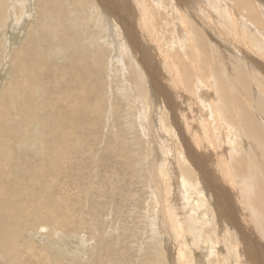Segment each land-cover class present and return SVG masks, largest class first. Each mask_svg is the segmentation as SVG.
Wrapping results in <instances>:
<instances>
[{
  "label": "rangeland",
  "instance_id": "1",
  "mask_svg": "<svg viewBox=\"0 0 264 264\" xmlns=\"http://www.w3.org/2000/svg\"><path fill=\"white\" fill-rule=\"evenodd\" d=\"M17 1L21 2L7 1L6 15L10 22L6 20L8 23L0 26V50L2 54L4 53L0 54V92L10 75L8 74L12 65L10 63L15 60L13 48L21 46L28 27L36 25L35 0L29 4L24 0ZM98 1L83 0L87 2L85 6L87 13L79 11L75 20L84 19L89 25L84 32L85 39L79 43L86 40L90 45L87 43L86 46L91 50L94 46L98 47L96 44L100 41L99 50L103 47L105 49L102 51L105 57L107 55L101 63L103 71L97 70L95 77L90 81L98 95L104 93L106 108L102 116L100 115L102 124L97 134L99 144L93 150L95 165L91 163L90 168L86 165L82 172L85 177L83 185L87 188L83 192L72 188L69 194L76 190L78 206L83 205V200L87 197L92 199L94 204L98 201L105 202L103 218L108 222L103 232L105 236L100 238L94 231L85 229L80 231V236L68 238L70 240L68 242L58 241L57 236H52V241L44 240L40 235H31L30 240H37L41 245L43 243L56 249L65 246L67 253L58 252L56 256L66 253L76 257L82 264H95L91 255L93 251L98 252L99 262L102 264H114L116 261L118 264H264V239L258 236V224L255 226L254 223H250L255 231L248 230L237 212L231 209L230 206L233 204L238 213L245 215L247 204L241 199L239 202L236 191L229 187L228 178L234 176L233 170H226L220 164L219 158L225 152L234 160L240 148L245 149L250 141L264 138V132L252 131L255 125L264 131V0H179L183 10V18L180 20L170 9L171 3L175 0L138 1L143 7L147 5V9L144 7L143 20L139 21L140 28L137 29L130 47L132 51L123 48L129 47L130 36H126L121 29L110 28L104 19L105 15L98 9L96 13L89 9L94 4V7L98 6ZM217 4L224 6L225 13L218 9ZM16 5L23 6L21 18L26 14L24 23L16 19L18 16V13H15L18 8ZM174 17L179 20L177 24L173 21ZM30 29L37 33L35 27L32 26ZM102 32H105L106 37H103L105 35ZM117 36L120 37L119 40ZM4 40L6 42H3ZM74 44L73 42L67 45L63 42V47H70L64 48L63 53H66L65 55L62 53L63 58L62 55L52 58L50 63L62 64L60 67L67 69L65 59L68 58L69 63L72 62L69 49L71 45L74 47ZM108 49L111 52H108ZM158 56L160 59L166 58L167 61L164 63V58L160 60ZM5 58L6 60H3ZM130 62L135 64L136 77H141L148 93L154 94L157 98L160 106L158 111L153 112L155 108L146 106L145 101L140 105L133 100L135 94L130 78ZM138 62L144 64V69L138 68ZM236 65L243 71L241 75L235 72ZM197 85L203 86V89L195 88ZM124 89L132 94L128 99L129 94ZM165 90L173 92L175 97L169 92L171 98L166 99ZM60 92L63 90L59 89L57 95H60ZM153 113H157L154 127L150 125ZM33 114L37 118L36 109ZM39 114H46V111L42 109ZM188 119L197 120L193 131H187L184 127V122ZM161 123L166 131L162 128L160 132L158 131V137L153 136L150 140L152 158H148L146 137L148 138L154 130L160 129ZM34 124L35 130L30 129L23 142H37L39 131L37 125H41L37 119L34 120ZM187 125L190 126V123ZM47 135L44 132L45 140ZM201 137H205V142L199 140ZM193 139L199 140L201 144L196 149L191 148V145H194ZM166 145L167 147L170 145L168 153L171 156L168 157V160L170 159V164L167 165L168 175L155 173L152 176L147 171L148 161L158 160L164 165L167 159ZM106 146L116 151L117 155L110 149H108L111 151L110 156L107 155L104 152ZM254 149L251 155L249 147L247 148L245 159L248 162L252 158L251 162L257 169L260 168L257 175L259 182L264 180V163L258 148ZM198 151L204 156L201 161ZM100 157L104 162L100 160V165H96ZM111 158L118 167L114 168ZM177 160L181 163L178 164ZM78 166L81 170V164ZM95 166L100 167L94 169ZM204 166L216 170L217 181L210 179L208 182L212 192L207 189L201 191L196 189L198 188L196 184L202 182L198 168L206 170ZM103 168L106 169L103 171L107 172L106 188L100 190V178L98 180L92 177L95 176L94 170ZM179 169L181 174L175 172ZM175 175L177 179L172 188L176 195L168 201L166 193H171V180ZM163 182L168 189L166 192L163 190ZM227 190L230 191L228 196L225 195ZM262 191L264 192V188ZM184 193L188 194L184 196ZM102 194L104 200L101 199ZM112 194L114 199L111 197ZM177 194L183 197V202L178 200ZM227 197L232 198V204L231 201L229 204L226 203ZM187 199L190 202H187ZM184 204L186 205L183 206ZM85 206L87 207L84 209L88 210V204ZM183 209L186 212H183ZM229 213L232 214L230 221L227 217ZM72 214L76 212L73 211ZM162 217L166 220L164 223H169V234L172 233L168 242L160 238L161 230L166 229ZM90 222V227L97 223L93 220ZM40 233L45 236L47 231ZM121 244L124 245L126 259L120 251ZM198 245L202 246L201 250L197 249ZM16 246L20 252L22 250L20 240H17ZM44 248L45 246L42 252H45ZM40 253L34 250L28 252L29 255L38 258ZM80 253L86 256L80 257ZM234 255L237 257L234 258Z\"/></svg>",
  "mask_w": 264,
  "mask_h": 264
},
{
  "label": "bare ground",
  "instance_id": "2",
  "mask_svg": "<svg viewBox=\"0 0 264 264\" xmlns=\"http://www.w3.org/2000/svg\"><path fill=\"white\" fill-rule=\"evenodd\" d=\"M7 1L8 0H0V26L5 22H10V19L6 15ZM24 1L26 4L33 2L32 0ZM138 1L142 2V0H99L98 6L94 7V4L92 8H89L91 11L94 10L95 13L98 9L102 15H105L104 19L107 21L106 23L110 28H115L117 30L121 29V32L124 31L126 36L131 37L129 47H123L122 45L124 49H128L129 51H132L130 47L134 41L137 29L140 28L139 21L141 19L143 20L142 16L145 14L144 7H147V5H144V7L143 5H139ZM165 1L166 0H164V2ZM16 2L20 3L21 1L18 2L16 0ZM154 2H157V0ZM34 3V10L36 13V15H34V23L36 22V25L32 24V26L37 29V33L32 32L30 29L32 26L28 27L21 46L13 48L15 60H13L14 57L12 55L11 57L13 58H10L13 62L11 61L12 63L10 64L12 65L8 72L10 75L7 77L6 83L4 82L5 86L0 92V264H82L81 261L76 260V257L66 255L67 251L64 249L65 246L59 245V249H56L55 247L52 248L42 243V245L45 246V252H42L43 246L40 242L37 240H30L29 236L40 235V238L49 241H52V236H57L58 241L68 242L70 241L68 238L74 239L80 236V231L85 229L94 231L100 238H104L105 236L103 232L108 223L103 218L105 213V202L98 201L94 204L93 200L87 197L83 200V205L78 206L79 198L76 194V190L70 194L69 191L75 188L83 192L87 186L84 188L83 183L85 177H83L82 172L86 169V165L88 168L91 167V163L95 165L93 150L95 149L94 147L99 144L97 134L101 128V116L103 110L106 108V101L104 99L105 95L103 96L104 93L98 95L90 80L92 77H95L97 70L102 69L103 71L101 63L104 62L107 55L105 57V53L102 52L105 50L104 47L102 50H99L100 41L98 42L99 44H96L99 48H95L94 45L93 48L91 45V50L87 48L89 43L86 42V40L79 43L80 40L85 39L83 38L85 35L84 32L89 25L84 19L75 20V17L79 11H81L80 13H87V11H85L87 2H83V0H35ZM171 4L170 9L173 14L179 17V20L182 19L183 10L180 1L175 0ZM16 6L18 7L16 9L17 12H15L18 13L16 19L24 23L25 21L23 19L26 18V14H23L21 18L23 6ZM217 7L222 13H225L226 10L223 5L217 4ZM169 11L170 10H168V12ZM177 17L173 18L176 24L179 22ZM6 20H8V22ZM86 20L88 21V19ZM103 37H106V35ZM117 37L119 40L120 37ZM87 40H89V37ZM3 42H6V40ZM63 42L67 45L73 44V42L75 43L74 47L71 45V49H69L72 58L71 63L73 64L69 63L68 58H64V64L67 65V69L60 67L62 64L55 65L50 63L52 58L60 57L64 48L67 47H63ZM69 47L70 46L67 48ZM108 52L111 51L108 49ZM65 53L66 52H64L63 55H65ZM0 54H4H2V50H0ZM63 55L61 56L62 58ZM163 58L164 57L161 59ZM238 58L239 57H237V59ZM3 60H6V58ZM162 61L161 63H163ZM166 61V58H164V63ZM95 62L98 63L95 64ZM241 62L239 63L241 64ZM137 66L139 69H144L143 63L138 62ZM235 72L241 75L243 71L237 66ZM130 78L135 94L133 100L136 103L139 102L140 105L145 101L147 103H145L146 106L149 105L148 107L152 106V108H155L154 111L152 110L153 112L160 108L157 98L154 94L148 93L147 86L144 85L142 78L139 76L136 77L134 62H130ZM202 87L201 85H197L195 88ZM59 89L63 90V92L57 95ZM125 91L129 94L127 99L132 96L131 92L128 90ZM165 92L168 96H166V99L169 98L170 94H173V92L168 90H165ZM151 96L153 97L152 100ZM163 96L165 95L163 94ZM172 97H175V95L173 94ZM34 109L37 110V118H35L33 114ZM42 109L46 111V114H39V111ZM127 109L131 110V108ZM156 117L157 113L154 114L153 120L150 121L152 127H154V123H156ZM179 117L180 116H178V118ZM35 119H37L41 125H37V129H39L37 142L25 143L23 142L25 135L29 133L30 129L35 130ZM148 119L150 120L149 116ZM251 119H253V114ZM157 120H159V118H157ZM196 121L195 119H188V121L184 122L185 129L187 131H193L196 127ZM187 123H190V126L187 125ZM162 128L166 131V128L162 124L160 129H157V131L154 130L149 134L148 138L146 137V154L148 158H152L149 149L150 140L153 139V136L158 137ZM252 131L253 133L264 132L260 126L257 125H255ZM44 132L48 134L46 140L43 136ZM195 140L193 141L194 145H191L192 149H196L197 146L201 145L200 142H198L199 140L205 142V137ZM249 143L250 144L245 149H239L237 153L238 156L234 160L231 155L228 156L225 152L219 156L221 159L220 164L226 168V170H233L234 176L228 178V185L231 189L236 191L239 202L241 199L247 204V210L244 212L245 215L242 214V216L241 213H238L239 211L233 207L232 198L227 197L225 201L227 204L231 201V209L237 212L243 220L242 222L247 225L248 230L250 229L251 231L253 229V232L255 231L250 223H254L255 226L258 224V236L264 239V192L262 191L264 188V180L257 181L258 170L260 168L257 169L256 165L251 162L252 158H250L248 162L245 159L248 153L247 148L249 147V154L252 155L255 151L254 148L257 147L262 162L264 163V138L250 141ZM169 147H167L168 149L165 148L167 159L164 165L158 160L148 161L147 171L150 175L153 176L155 173H164L166 176L168 175L169 169L167 170V165L170 164V159L168 160V157H171L168 153ZM108 149H110V147L106 146L104 150L107 155L110 156L111 151L117 155L116 151L113 149L109 151ZM126 152L128 153V151ZM171 153L172 152H170V154ZM198 155L201 161L204 156L200 151H198ZM117 159L119 161V158ZM100 160L104 162L100 157L96 165H100ZM110 161L114 168L118 167L112 158ZM259 162L261 163V161ZM177 163L180 164V160H177ZM79 164H81V170H79ZM99 167L95 166L94 169ZM204 168L206 170L201 167L198 168V173L202 182L196 184L198 186L196 189L200 191L207 189L212 192V188L208 182L210 179L217 181L215 177L216 170L205 166ZM103 170L106 169L94 170L95 176L92 177L98 180L100 178V190H105L106 188L105 177L107 172ZM175 172H177V174L180 172L181 174L180 169ZM176 179L175 175L171 180V193H166L168 201L170 198L173 199V196L176 195L172 188ZM162 186L163 190L166 192L168 190L165 187L166 183L163 182ZM226 192L227 194L225 195L228 196L230 191L227 190ZM179 193L181 194V191ZM104 194H102L101 199H103ZM187 194L184 193V196ZM177 195L179 196H177L179 198L178 200L182 201L183 197L181 198L179 194ZM111 197L114 199V194H112ZM187 202L190 201L187 199ZM164 203L168 202L164 201ZM86 204L89 206L88 210L84 209L87 207L85 206ZM181 205L182 204H180V206ZM185 205L186 204L183 206ZM73 211H75L76 214H72ZM184 211L185 209H183V212ZM214 212L217 215L215 210ZM219 216L220 215H218V217ZM186 217L187 216H185V218ZM227 217L230 221L232 214L229 213ZM89 220L97 222L94 227L89 226L91 223ZM162 220L163 223L166 221L163 217ZM168 224L169 223H164L166 229L161 230L160 233V238L164 242L165 240L168 242L169 236L172 234H169ZM81 225H83V227H81ZM171 226L173 227V225ZM44 230L47 231L45 236L40 233V231ZM195 231L197 232V230ZM254 238L256 239V237ZM17 240H20L22 243V250L20 252L16 246ZM95 242L97 243V241ZM123 247L124 245L121 244L120 251L124 259H126L127 255L124 253ZM201 247V245H198L197 249ZM32 250L41 252L39 258L28 254V252ZM62 251L66 253L58 255L57 257L56 254ZM76 253H79V251ZM118 254L120 255L119 251ZM91 255L95 264H102L99 262V254L97 251H93ZM79 256L85 257L86 255L80 253ZM235 256L236 255H234V258ZM114 264H118V262L116 261Z\"/></svg>",
  "mask_w": 264,
  "mask_h": 264
}]
</instances>
